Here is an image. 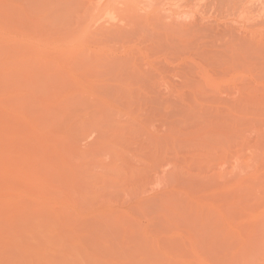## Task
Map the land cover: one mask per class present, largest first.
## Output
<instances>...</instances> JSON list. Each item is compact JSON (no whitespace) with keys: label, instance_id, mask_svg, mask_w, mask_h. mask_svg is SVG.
Instances as JSON below:
<instances>
[{"label":"rangeland","instance_id":"rangeland-1","mask_svg":"<svg viewBox=\"0 0 264 264\" xmlns=\"http://www.w3.org/2000/svg\"><path fill=\"white\" fill-rule=\"evenodd\" d=\"M0 264H264V0H0Z\"/></svg>","mask_w":264,"mask_h":264},{"label":"bare ground","instance_id":"bare-ground-1","mask_svg":"<svg viewBox=\"0 0 264 264\" xmlns=\"http://www.w3.org/2000/svg\"><path fill=\"white\" fill-rule=\"evenodd\" d=\"M36 228V227H35ZM36 233V229L35 230H32V232L30 233V239H31V243L32 245L30 246V252L31 253H34V250H39L41 249V245H39L38 241L35 239L37 238V236H35L34 234Z\"/></svg>","mask_w":264,"mask_h":264}]
</instances>
